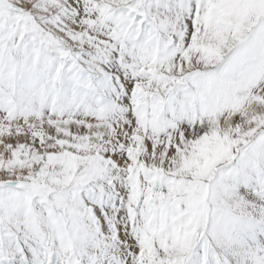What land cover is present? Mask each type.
Returning a JSON list of instances; mask_svg holds the SVG:
<instances>
[{
    "label": "snow or ice",
    "instance_id": "snow-or-ice-1",
    "mask_svg": "<svg viewBox=\"0 0 264 264\" xmlns=\"http://www.w3.org/2000/svg\"><path fill=\"white\" fill-rule=\"evenodd\" d=\"M0 264H264V0H0Z\"/></svg>",
    "mask_w": 264,
    "mask_h": 264
}]
</instances>
